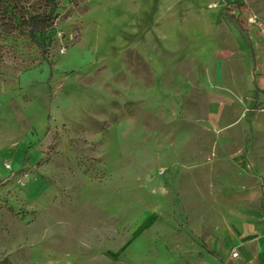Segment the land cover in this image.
I'll return each instance as SVG.
<instances>
[{
  "label": "rangeland",
  "instance_id": "rangeland-1",
  "mask_svg": "<svg viewBox=\"0 0 264 264\" xmlns=\"http://www.w3.org/2000/svg\"><path fill=\"white\" fill-rule=\"evenodd\" d=\"M54 1L0 0V264H254L264 0Z\"/></svg>",
  "mask_w": 264,
  "mask_h": 264
},
{
  "label": "crops",
  "instance_id": "crops-1",
  "mask_svg": "<svg viewBox=\"0 0 264 264\" xmlns=\"http://www.w3.org/2000/svg\"><path fill=\"white\" fill-rule=\"evenodd\" d=\"M255 14V13H254ZM256 15V14H255ZM252 45L250 48L252 58V74L254 77V113L256 106L264 107V28L260 29L254 23L251 32ZM261 215L264 216V202L261 205ZM254 264H264V218L254 224ZM231 257V255H229ZM232 258V257H231Z\"/></svg>",
  "mask_w": 264,
  "mask_h": 264
},
{
  "label": "trees",
  "instance_id": "trees-1",
  "mask_svg": "<svg viewBox=\"0 0 264 264\" xmlns=\"http://www.w3.org/2000/svg\"><path fill=\"white\" fill-rule=\"evenodd\" d=\"M46 2L51 5V8H52L51 11L48 14H46V15L37 14V15L31 16L30 17V23H33L36 20L37 21L47 20V19H50L53 16V12H54V8H55V1L54 0H46ZM29 33H30L31 39L33 41H35L37 43V45H39L41 47L42 51H45L44 45L41 43V41L36 39V37H35V35H34V33H33V31L31 29L29 30Z\"/></svg>",
  "mask_w": 264,
  "mask_h": 264
},
{
  "label": "built area",
  "instance_id": "built-area-1",
  "mask_svg": "<svg viewBox=\"0 0 264 264\" xmlns=\"http://www.w3.org/2000/svg\"><path fill=\"white\" fill-rule=\"evenodd\" d=\"M257 15H252V16H250L249 17V20L251 21V22H254V23H256V24H260L258 21H257ZM261 111H264V107H262L261 108ZM231 257L232 258H235V257H237V252L235 251V250H233L232 252H231Z\"/></svg>",
  "mask_w": 264,
  "mask_h": 264
}]
</instances>
